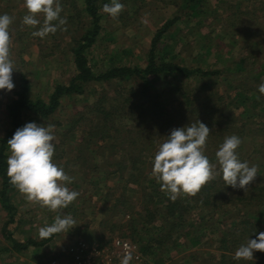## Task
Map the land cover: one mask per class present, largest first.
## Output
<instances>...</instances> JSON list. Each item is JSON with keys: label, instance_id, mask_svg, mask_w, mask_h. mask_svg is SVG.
Here are the masks:
<instances>
[{"label": "rangeland", "instance_id": "374dc122", "mask_svg": "<svg viewBox=\"0 0 264 264\" xmlns=\"http://www.w3.org/2000/svg\"><path fill=\"white\" fill-rule=\"evenodd\" d=\"M59 2L63 9L60 15L67 20L62 27L67 30L58 29L55 34L40 38L32 35L39 26L34 29L22 23L27 14L24 0H0V15L6 13L14 18L9 34L15 67L14 89L0 90V137L9 125L6 105L16 96L21 73L31 84L30 97L45 101L56 85L68 84L76 73L72 48L90 27V17L83 0ZM97 2L100 32L86 51L94 71L102 72L114 66L144 67L154 34L167 20L175 18L156 45L155 59L217 73L202 77L197 73L184 76L167 72L149 77L147 82L156 92L167 91L168 82H173L191 99V107L204 111L190 114L178 93H163L155 98L168 112L149 129H143L147 126L144 123L127 120V114L120 117L114 129L106 126L104 131L96 117L103 110L100 107L131 106L123 102L129 96L128 102L133 105L138 103L137 99L143 100L138 95L143 81L126 77L84 83L82 93L63 95L48 117L26 114V123L54 125L53 162L74 178L66 186L79 192V196L67 208L52 212L29 203L14 188L11 200L17 212L8 229L19 241L31 239L40 244L20 251H5L11 245L2 234L8 214L0 204V264H49L54 259H64L67 247L75 241L105 242L114 236L135 241L147 264L213 263L222 252H227L219 248L220 238H231V232L237 233L239 208L244 210L245 206L217 197L210 206H194L184 213L186 219L200 221L198 225L204 228L203 232L197 231L199 244L191 248L181 244L185 240L181 237L177 247L160 249L154 241L147 240L160 219L143 223L139 215H144L147 206L157 209L158 214L164 210L161 198L166 194L151 171L155 153L166 135L174 128L201 119H207L206 126L210 129L204 154L214 156L225 137L236 135L242 141L236 150L238 158L258 168L252 183L264 184V95L258 92V85L264 81V0H120L125 8L115 20L102 11L103 5L111 0ZM203 83L207 85L204 89ZM252 111L257 115H252ZM87 132L93 136L89 137ZM148 135L155 140H147ZM9 155L8 148L7 158ZM129 155L141 157L144 164L133 167ZM210 162L215 164L216 160ZM140 175H149L154 180L146 183L145 176L134 182ZM221 178L222 175H217L215 179ZM142 192L152 194L153 202H141ZM151 202L154 207L149 205ZM253 214L251 217L264 228V201ZM56 215H71L76 225L67 233L41 239L39 228L51 225ZM190 231L195 234L194 230ZM253 257L252 263L240 260L236 264H264L263 254L255 251Z\"/></svg>", "mask_w": 264, "mask_h": 264}, {"label": "clouds", "instance_id": "9594fccd", "mask_svg": "<svg viewBox=\"0 0 264 264\" xmlns=\"http://www.w3.org/2000/svg\"><path fill=\"white\" fill-rule=\"evenodd\" d=\"M24 7L27 14L23 16L22 23L34 29L39 26L38 30L32 32L34 37L45 38L55 34L58 29L67 30L62 27L67 20L60 15L63 9L59 0H24ZM124 8L120 0H111L110 4L103 5L102 11L115 20ZM13 19L6 13L0 15V90L9 92L15 87L9 34ZM258 92L264 95V81L258 85ZM209 135V127L197 120L185 127L172 129L155 153L151 176L173 202L181 196H196L217 175H222L225 185L245 192L256 179L257 166L250 167L247 161L241 162L238 158L236 150L242 143L238 136L225 137L215 153L214 164L204 154ZM55 139L54 125L28 122L18 128L7 141L10 151L7 176L11 185L29 203L59 212L74 202L79 192L66 186L74 178L67 175L62 166L53 162ZM75 225L71 215H56L51 225L39 228V237L46 239L53 234L67 233ZM254 251L264 252V232H260L256 239L248 238L242 243L236 249L233 259L251 261ZM132 260L131 251H127L120 264H130Z\"/></svg>", "mask_w": 264, "mask_h": 264}, {"label": "trees", "instance_id": "16d2710c", "mask_svg": "<svg viewBox=\"0 0 264 264\" xmlns=\"http://www.w3.org/2000/svg\"><path fill=\"white\" fill-rule=\"evenodd\" d=\"M83 6L84 10L90 17V27L86 29L84 33H82L77 45L72 48L76 73L74 76H72L69 83L56 85L49 95L48 101H45L41 98L33 99L30 97L31 84L28 78L23 73H21L19 75V83L15 91L16 96L6 105L9 125L4 134L0 137V204L8 214V219L2 225V234L11 245L9 247H5V251H20L28 248L31 245L37 246L40 244L37 241L31 239L19 241L13 238L10 230L8 229L9 224L14 222L17 209L11 200V191L14 190V187L9 182V177L7 176V141L12 138L13 134L18 128L23 127L26 124V114L34 113L40 117H48L59 105V100L63 95L82 93L83 84L86 82L93 80L106 81L112 79H124L126 77H130L132 79L143 81L141 89L138 90V95H140L143 100L137 99L138 103L133 105V102H128V100L131 98L129 96L123 102L124 104H130L131 106L114 108L100 107L99 110H103L101 113H96V117L99 119V121H101L103 128L107 126L109 129H114L120 117L128 114L126 117L127 120L136 122L138 124L144 123L147 126H144L143 129H149V126H153L154 121H158L159 117L168 112L167 107H160L159 102H157V99L155 98L161 96L163 93H169L173 95L178 93V97H182L183 102L186 104V107L184 108L189 110V112H191L190 114L196 112L198 115L204 111L203 108L200 110L197 107H191V99L186 93L181 91L180 86L174 84L173 82H168L169 87L167 86V89H169L167 91H153L147 82L149 77L161 75L167 72L172 74H181L184 76H190L191 74L197 73L202 77L217 73V71H206L200 68H187L173 62L158 61L155 59L156 45L163 32L167 30L175 18L167 20L154 34L151 41V47L149 49L148 60L144 67L114 66L102 72H96L88 60L86 51L91 47L92 44L95 43L100 32V12L98 2L97 0H83ZM201 87L206 88L207 85L203 83ZM130 92H132V90ZM252 115L256 116L257 114L255 111H252ZM201 122L206 125L207 119ZM106 130L107 128H104V131ZM87 134L89 137L93 136V134L90 132H87ZM167 136L168 135H166V139ZM147 140L153 141L155 139L154 137H149L148 135ZM141 149L144 150L145 148ZM128 158L133 167L139 164H144L143 159L139 156L129 155ZM208 158L209 160H216L215 155ZM240 160L241 162L245 161L244 158ZM145 176L147 178L146 183H148L150 180H154L153 178L150 179L149 175ZM143 177H141V175L137 176V179L135 178L133 181L137 182L138 178L143 179ZM149 184V186L154 185V183ZM144 189L150 190L151 187H144ZM150 193H154V191H150ZM150 193L148 192L144 195L142 192L139 200L144 203L152 201L153 196ZM217 197H226L225 202H230L231 204H241L242 207L245 206V209L242 210L239 208V217H237V220H239L236 224V227L239 225V227L236 228L237 233H234V231L231 232V238H220L219 248L224 252H227H222L219 256V259L213 263L211 262L210 264H236L237 260L233 259L234 251L242 243H245L248 238L256 239V234L260 230L264 229L260 223L251 217L254 215L253 212H258L259 205L262 203V201H264V184L261 185L251 183L245 192L243 189H233L231 186L225 185L223 179L221 178V180L214 179L210 181L208 184L203 186L201 191L194 197L183 196L179 197L175 202H173L166 195L163 197V199L161 198L163 201L164 210L159 211V214L157 209H149L147 206L144 208V215H139V220H141L143 223L156 221V219H160L161 221L160 224H157L155 227L156 230L154 233H150V235H148L147 240L154 241L157 246L163 250H166V248L171 249L177 247L176 244L178 245L177 242L181 237L185 239L182 243L179 242L182 245L188 248L196 246L200 242V237L197 234V231L203 232L204 230L202 231V229L204 228L201 229L202 225H198L200 224V221L198 222L192 218L186 219L184 213H187L194 206H210V204L213 202L212 200ZM152 202L149 205L154 207ZM122 203L127 205L126 202L122 201ZM253 206H256L257 208L253 209ZM249 207L250 209H248ZM212 208L216 209L217 207L213 206ZM184 220H186V223ZM190 229L194 230L195 234H191ZM258 253L264 255V252L258 251ZM250 262L252 263V261Z\"/></svg>", "mask_w": 264, "mask_h": 264}, {"label": "built area", "instance_id": "2783aa9c", "mask_svg": "<svg viewBox=\"0 0 264 264\" xmlns=\"http://www.w3.org/2000/svg\"><path fill=\"white\" fill-rule=\"evenodd\" d=\"M127 251L133 255L130 264H147L140 246L121 236H114L105 242L75 241L67 247L64 259H54L49 264H120Z\"/></svg>", "mask_w": 264, "mask_h": 264}]
</instances>
